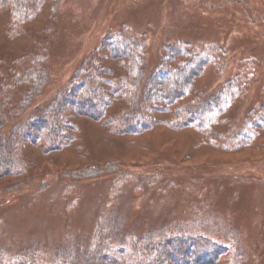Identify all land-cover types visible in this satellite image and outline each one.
<instances>
[{
    "label": "rangeland",
    "instance_id": "1",
    "mask_svg": "<svg viewBox=\"0 0 264 264\" xmlns=\"http://www.w3.org/2000/svg\"><path fill=\"white\" fill-rule=\"evenodd\" d=\"M27 13L23 21L0 9V95L8 99L0 125L19 140V167L0 178V247L12 237L79 239L104 209L132 231L176 218L182 226L163 238H178L173 248L187 240L191 264H264V0H36ZM110 38L139 43L145 66L136 87L120 85L137 76L130 61L112 57ZM176 48L206 55L193 96L217 97L203 118L209 127L172 126L159 108L147 110L148 129L118 131L114 115L145 98L163 63L189 62ZM90 69L98 114L64 112L55 143L29 134L38 113ZM25 91L33 95L24 106ZM131 248L116 245L110 255L133 263Z\"/></svg>",
    "mask_w": 264,
    "mask_h": 264
},
{
    "label": "trees",
    "instance_id": "2",
    "mask_svg": "<svg viewBox=\"0 0 264 264\" xmlns=\"http://www.w3.org/2000/svg\"><path fill=\"white\" fill-rule=\"evenodd\" d=\"M35 1L0 0V9H10L13 15H19L20 19L24 21L28 17L29 13L27 12L33 9ZM107 41L109 43L108 48L110 54L113 58L127 62L130 61L135 68V71L132 72L135 73L134 76H137V78L129 79L124 77V80L128 82H122L120 85L128 86L129 84L133 88L136 87L140 77L143 76V68L145 66L142 57L136 54L137 48H140L139 43H133L131 41L125 42L116 38H110ZM112 42L115 45H110ZM177 52L182 53L180 49H177ZM183 54L186 57L190 55L187 52L186 54L182 53V56ZM205 57L206 55H195L192 58L189 56V62L187 61L185 66L178 68H173L170 62L163 63V70L166 71H164L163 76L161 74V77L155 76L148 80L145 98L137 99L135 102L136 106L131 111L119 112L114 115V122L118 127V131L126 124L130 126L129 130L133 132L148 129L153 123H151L147 115V110H157L159 108V110L171 113L169 122L172 126L178 128H185L187 126L203 128L206 126L208 128L209 126L205 125L203 118H205L208 112L210 113L212 107H214V103L218 99L217 97L210 98V96H206L196 101L197 96H193L194 80L197 72L202 69L206 62ZM93 73L91 69L90 71L87 70L82 76L84 78H78L77 83H74V88H71L67 94L64 93L58 100L52 101L45 109L39 112L41 114L38 113L33 119L34 121L29 124L30 127L36 126L35 128L37 130L31 132L28 129V133H32L33 135V133L39 132L35 137L44 139L49 143H55L62 139L61 137L65 134L66 121L64 116L66 114L64 112L66 113L72 109L77 115L95 117L98 114V112L95 113L96 107L101 102L99 101L98 103L97 101L99 96L96 97V90L99 89V86L96 84L97 79H95ZM38 77L39 82L37 84L38 88L41 89L46 84L47 78L43 73H40ZM0 86L4 88L3 84ZM24 93L27 98L23 103L25 106V103H30L33 94L32 91H25ZM75 95L77 96V104L70 97H74ZM132 95H134V92ZM1 99H3V96L1 98L0 95L1 108L3 106L6 107L8 99L6 100L5 98V101ZM102 102L103 104L108 103L109 105L112 101L107 99L102 100ZM195 102L198 105H195ZM137 122L140 124L137 125ZM136 125L138 127H135ZM3 126L4 124L0 125V178L11 175L19 167V140H17L16 135H11L10 138H6L7 136L3 134ZM207 130L210 137L211 130ZM111 188L108 189V192L113 190ZM109 198L110 196L106 194L105 199L108 200ZM131 198L132 194L127 195L125 198L124 204H126L127 210L131 208ZM104 213L105 210L101 209L96 215V226L91 233H83L76 240L69 238V234L61 240L33 235L28 238L26 237L27 239H20L19 241V238L12 237L0 247V264H191L189 262L191 259H185L189 251L183 250L188 245L187 240L179 239L181 245L173 248L175 246L174 241L178 238H163L164 233L168 232V228L179 225L176 218L156 228L154 224H147L144 228H136L132 231L127 229L124 223H121L122 219L120 218L122 217H120L121 215L119 213L110 219H107L108 217ZM179 226H182V224ZM142 231V234L135 236L136 232L139 233ZM170 239L173 242L169 243ZM191 242V244L200 245L197 241L191 240ZM116 245H129V247H132L130 259H134L135 262L131 263L110 255L111 250ZM124 249V252L128 250L127 248ZM190 257L192 258L193 256ZM216 257L217 255H215ZM241 257L244 259L245 256L243 255ZM200 260L204 259H201V257L197 258V260L194 259V263H198Z\"/></svg>",
    "mask_w": 264,
    "mask_h": 264
}]
</instances>
